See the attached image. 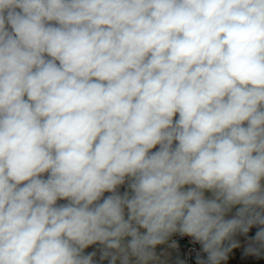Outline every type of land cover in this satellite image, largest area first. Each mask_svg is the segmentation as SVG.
Instances as JSON below:
<instances>
[{
  "label": "clouds",
  "instance_id": "9594fccd",
  "mask_svg": "<svg viewBox=\"0 0 264 264\" xmlns=\"http://www.w3.org/2000/svg\"><path fill=\"white\" fill-rule=\"evenodd\" d=\"M262 181L264 0H0V264H221Z\"/></svg>",
  "mask_w": 264,
  "mask_h": 264
},
{
  "label": "crops",
  "instance_id": "0c3cea01",
  "mask_svg": "<svg viewBox=\"0 0 264 264\" xmlns=\"http://www.w3.org/2000/svg\"><path fill=\"white\" fill-rule=\"evenodd\" d=\"M262 185H264V181L261 182ZM188 187V186H186ZM127 190V183L125 185H122L119 187L118 191L122 194L124 191ZM111 195V193H105L104 196ZM205 195L207 197H211L210 192H206ZM58 203H66V201H58ZM240 206H235L232 208L231 212H229L226 215V219L232 218L236 211L238 210ZM127 217V215H126ZM260 227L264 226H253L249 232L245 235L242 233H237L233 239L238 243V246L233 248L231 252L228 253L227 260H224L221 262V264H264V254H262L260 257L248 254L246 252L247 247L249 246V242L252 238H254L255 233L259 230ZM143 232L144 230L141 229ZM228 242H225V245L227 246ZM101 249L102 246L99 244L92 245L88 249L85 250L86 253L96 252V257L94 258L95 264H110L109 260H101ZM155 251L157 253V256L159 257V260L154 262V264H180L176 258L175 254L172 251V249L167 246L166 244H160L157 245L155 248ZM117 264H119V261H117ZM131 264H135V258H132Z\"/></svg>",
  "mask_w": 264,
  "mask_h": 264
},
{
  "label": "built area",
  "instance_id": "2783aa9c",
  "mask_svg": "<svg viewBox=\"0 0 264 264\" xmlns=\"http://www.w3.org/2000/svg\"><path fill=\"white\" fill-rule=\"evenodd\" d=\"M127 215V210H125ZM164 244L169 246L175 254L176 260L181 264H196L197 256L206 259L201 245L191 237L173 234Z\"/></svg>",
  "mask_w": 264,
  "mask_h": 264
}]
</instances>
